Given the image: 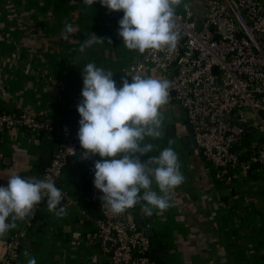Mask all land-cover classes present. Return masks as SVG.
<instances>
[{
    "label": "crops",
    "instance_id": "obj_1",
    "mask_svg": "<svg viewBox=\"0 0 264 264\" xmlns=\"http://www.w3.org/2000/svg\"><path fill=\"white\" fill-rule=\"evenodd\" d=\"M206 4L207 0H182L176 11L190 6L201 17ZM68 23L75 33L65 41L62 33ZM119 27L118 19H111L99 0L92 7L83 0H0V114L34 108L44 111L59 129L72 126L83 100V66L94 62L111 70L118 82L123 78L122 68L140 56L139 51L124 46ZM93 34L104 38V44H94L80 53V46ZM136 74L171 80L170 74L151 64ZM127 79L131 82V76ZM171 97L162 108L163 137L151 142L159 150L167 147L169 140L175 142L172 146L186 180L174 191V207L163 213L154 210L161 249L153 246L152 255L163 264H264V168L253 169L232 189L218 187L208 161L180 136L186 135V128L173 114L176 102ZM56 141L23 128L4 132L0 186H7L13 173L40 178ZM158 154L153 151L141 159ZM91 157L94 162L102 159L98 154ZM60 184L75 203L61 202L67 215L57 217L48 211L46 199L35 231L21 239V253L14 264H27L26 250L37 264H111L102 251L101 239L93 242L89 238L97 229L89 207L98 205L90 200L86 165L71 158ZM128 211L135 220L141 215L147 222L140 205ZM17 225L0 242L24 230V221L18 220ZM163 253L168 257L162 259Z\"/></svg>",
    "mask_w": 264,
    "mask_h": 264
},
{
    "label": "built area",
    "instance_id": "obj_2",
    "mask_svg": "<svg viewBox=\"0 0 264 264\" xmlns=\"http://www.w3.org/2000/svg\"><path fill=\"white\" fill-rule=\"evenodd\" d=\"M107 13L117 20L119 11L107 8ZM176 25L181 38L185 36L176 49L140 53L135 62L122 68L123 78L142 71L147 64L173 73L170 95L174 91L175 96L170 99L186 111L198 149L215 170L214 179L232 189L255 166H264V0H207L201 17L190 6L176 11ZM116 83L121 87L122 79ZM80 119L77 112L72 126L59 129L42 110L4 111L0 114V141L4 132L16 128L57 140L40 178L50 176L64 193L61 202L75 203L60 179L71 158L86 165L90 200L102 214L90 240L101 239L102 251L111 264H160L152 255V239L129 211L114 215L102 206L103 193L94 185L95 162L91 156H82L86 150L78 139ZM253 130L262 137L256 139ZM244 139L249 141L246 146L242 145ZM46 199L36 206L35 215L24 221V230L0 242V264H14L20 256L21 239L35 231Z\"/></svg>",
    "mask_w": 264,
    "mask_h": 264
},
{
    "label": "clouds",
    "instance_id": "obj_3",
    "mask_svg": "<svg viewBox=\"0 0 264 264\" xmlns=\"http://www.w3.org/2000/svg\"><path fill=\"white\" fill-rule=\"evenodd\" d=\"M97 0H83L92 7ZM110 10H123L119 21V36L128 50L145 53L148 50L173 51L181 34L176 30V9L182 0H99ZM75 28L65 25L62 38L70 40ZM94 44H104V38L92 35L80 46L79 52ZM109 44L111 40L109 39ZM114 73L94 62L83 66V100L78 105L81 116L78 139L87 159L98 154L95 161L94 185L103 195L102 206L114 215L140 205L143 214L152 216L175 206L173 194L186 180L181 171L179 154L173 140L159 150L151 141L163 137L171 82L151 76L131 75V82L122 78L117 87ZM153 151L145 161L141 158ZM74 154V153H73ZM110 158V159H109ZM156 185V189L153 188ZM50 176L43 179L11 174L7 186H0V238L35 215L36 206L46 197L47 209L57 217L67 215L61 206L64 193ZM158 189V190H157ZM27 264H37L27 250Z\"/></svg>",
    "mask_w": 264,
    "mask_h": 264
},
{
    "label": "water",
    "instance_id": "obj_4",
    "mask_svg": "<svg viewBox=\"0 0 264 264\" xmlns=\"http://www.w3.org/2000/svg\"><path fill=\"white\" fill-rule=\"evenodd\" d=\"M124 15L123 10H119V15H118V22L122 19ZM182 40L185 39V36H182L181 38ZM215 72H217V68H215ZM173 77V73L170 74V79ZM171 95L174 97L175 96V92L172 91ZM173 114L177 119H180V122L182 125L185 126L186 128V135H180L183 140L186 143H191V147L193 148H198V144L195 140V138L193 137V128L192 125L188 122L187 119V113L186 111L180 106V105H176L173 108ZM173 128V126H172ZM247 129H252L251 126H248ZM136 221L138 222V224L144 229L145 234L152 238L153 240V246L156 250H160L161 249V242L158 240V237L155 235V227H156V223L153 220V216H147V222L145 223L141 217V215H138L136 217ZM168 254L167 253H163L161 254V258H167Z\"/></svg>",
    "mask_w": 264,
    "mask_h": 264
},
{
    "label": "trees",
    "instance_id": "obj_5",
    "mask_svg": "<svg viewBox=\"0 0 264 264\" xmlns=\"http://www.w3.org/2000/svg\"><path fill=\"white\" fill-rule=\"evenodd\" d=\"M248 143H249V141H248L247 139H244L242 145L246 146ZM74 159L76 160V158H74ZM78 163H79V162H78ZM260 168H264V166H255V167H254V169H260ZM87 181H88V179H87ZM88 183H89V182H88ZM215 183H216V185H217L218 187H219L220 185H221V186L225 185V184H223V182H221L220 180H216V179H215ZM61 186H62V185H61ZM225 186H226V185H225ZM63 188H64V187H63ZM69 193H70V192H69ZM89 212L93 215L94 222L102 217V214H101L99 208H98L96 205H94L93 207H89ZM39 217H40V213H38V215H37V218H39ZM87 223H88V222H86L85 225H88ZM96 230H97V229H96ZM159 262H160V264H163L160 260H159ZM109 263H111L110 260H109Z\"/></svg>",
    "mask_w": 264,
    "mask_h": 264
},
{
    "label": "rangeland",
    "instance_id": "obj_6",
    "mask_svg": "<svg viewBox=\"0 0 264 264\" xmlns=\"http://www.w3.org/2000/svg\"><path fill=\"white\" fill-rule=\"evenodd\" d=\"M262 115L264 116V112L262 113ZM253 136L256 138V139H260L262 137V133H260L258 130H253ZM210 165V164H209ZM210 169L211 171L213 172L212 173V176H215V170L212 168V166L210 165Z\"/></svg>",
    "mask_w": 264,
    "mask_h": 264
}]
</instances>
